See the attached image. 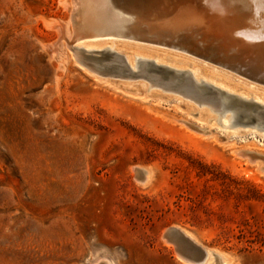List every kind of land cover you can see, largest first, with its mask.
Here are the masks:
<instances>
[{"label": "rangeland", "instance_id": "374dc122", "mask_svg": "<svg viewBox=\"0 0 264 264\" xmlns=\"http://www.w3.org/2000/svg\"><path fill=\"white\" fill-rule=\"evenodd\" d=\"M73 5L0 0V264H186L173 226L230 264H264V128H225L207 107V134L174 99L106 83L70 49Z\"/></svg>", "mask_w": 264, "mask_h": 264}, {"label": "bare ground", "instance_id": "6f19581e", "mask_svg": "<svg viewBox=\"0 0 264 264\" xmlns=\"http://www.w3.org/2000/svg\"><path fill=\"white\" fill-rule=\"evenodd\" d=\"M73 1L72 14L75 33L71 40L73 46H70V49L74 51L76 60L82 63V66L96 72L97 77L102 75L105 82H116L122 89L136 93V95L140 93L146 97L155 96L163 100L174 99L173 101H176L175 104L179 108L185 107L188 115L195 119L192 122L193 120L190 121L186 116L180 120L199 131H205L207 134H213L215 125L214 122H211L214 118L207 112V107L216 113L218 111V116L224 114V118L220 117L219 119L221 121L223 118V122H221L225 128L247 124L264 128V76L258 72L259 69L252 68L255 70L253 71L203 57L181 44H176L162 35H158L156 32L159 29H138L135 24H132L131 18L123 16L119 11L120 7L112 0ZM208 2L212 5L211 10L218 13L219 16L231 10L234 12L235 18L245 17L246 10L259 6L262 9L260 15L264 25V0H244L239 5L240 7L238 6L239 9L229 7L228 0H208ZM174 22L178 27H181L184 17L177 15ZM254 30L260 31L264 35V29H252L253 33ZM86 53L90 54L86 55ZM103 53L109 54V63L99 66L97 63L89 61L93 54ZM197 58L198 60H196ZM203 59L214 61L221 66L233 69V71L230 69L232 72L227 69L221 70L223 67L219 70ZM199 60H203V62ZM259 60L263 62L264 58ZM157 66L173 72L155 68ZM197 105L205 107V110L197 109ZM229 112L231 113L228 114ZM220 129L215 130V133L218 134L217 137L224 135L227 141L236 139L238 136L237 132H230V130L224 132ZM240 132H242L241 129ZM257 148H249L246 145L237 148V152L256 161L257 154L254 152L262 153ZM257 165L258 171L264 173V158ZM136 179L144 184L150 182L152 169L148 166L137 167ZM173 227L181 229L203 248L204 256L198 260L189 258L181 252L179 257L186 264H230L232 261L229 253L205 245L192 231L180 226Z\"/></svg>", "mask_w": 264, "mask_h": 264}, {"label": "water", "instance_id": "95a60500", "mask_svg": "<svg viewBox=\"0 0 264 264\" xmlns=\"http://www.w3.org/2000/svg\"><path fill=\"white\" fill-rule=\"evenodd\" d=\"M112 1L120 7L123 16L132 19V24L138 29H159L156 32L158 35L203 57L245 69H259L258 72L264 76V61L259 60L264 58V35L257 30L252 32V29H264L259 6L246 10L245 17L235 18L231 10L219 16L211 10L212 5L208 0ZM228 1L229 7L239 9L244 0ZM177 15L184 17L181 27L174 22ZM69 44L73 46V41ZM155 68L167 71L159 66ZM166 236L177 241L178 250L185 256L196 260L204 256L203 248L178 227H170Z\"/></svg>", "mask_w": 264, "mask_h": 264}]
</instances>
